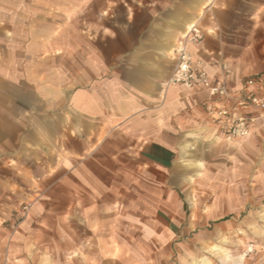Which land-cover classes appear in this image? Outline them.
<instances>
[{
  "label": "crops",
  "instance_id": "0c3cea01",
  "mask_svg": "<svg viewBox=\"0 0 264 264\" xmlns=\"http://www.w3.org/2000/svg\"><path fill=\"white\" fill-rule=\"evenodd\" d=\"M29 1L48 3V17L62 3L65 25L79 32L63 68L56 57L33 59L55 67L28 88L31 100L33 75H0V264H213L201 252L229 253L214 244H228L232 226L213 210L199 223L206 232L185 237L174 215L187 205L178 157L197 145L242 148L249 136L228 138L210 122L207 91L168 81L193 26L204 38L190 53L212 81L223 62L231 91L264 74V0ZM199 192L212 198L202 207L235 206L230 185ZM238 241L220 264H264L263 247Z\"/></svg>",
  "mask_w": 264,
  "mask_h": 264
},
{
  "label": "rangeland",
  "instance_id": "374dc122",
  "mask_svg": "<svg viewBox=\"0 0 264 264\" xmlns=\"http://www.w3.org/2000/svg\"><path fill=\"white\" fill-rule=\"evenodd\" d=\"M61 6L62 3L57 4L56 17H48L43 16L49 13L48 3L0 0V15L5 14V10L10 13V16H0V75L7 77L9 74H16V69H19L20 74V68L24 69L26 75H33V78L26 76V80H29L25 83L26 101L31 100L33 95L32 90L28 88L33 86L39 89L41 78H38V75L47 74L50 68L55 67L48 62L37 64L38 62H34L33 59L42 61L41 57L44 59L56 57V63L61 64L63 68L66 41L68 42L71 36L75 39L78 35L79 29L75 27L77 26L75 21L72 24L69 22V26L65 25L66 20L71 19L61 16L60 10L64 9ZM39 13L42 16H34ZM50 27L52 33L56 30L51 40L48 35ZM34 31L40 32V42L46 45L45 48L41 49L37 45L39 36L34 37ZM248 142L242 148L232 146L222 149L221 146L197 145L196 153L192 157L183 158L182 155L178 157V166L183 175L181 195L187 205L179 214L174 215L176 219L185 223L183 224L185 237L192 239L200 231L206 232L209 226L203 228L199 223L205 220L212 210L220 221H228L232 226L226 233L231 238L228 244L221 243V240L214 244L227 248L229 253L224 251L215 255L208 249L201 252L204 254L202 256L211 257L213 264L214 262L220 264L219 260L230 259L231 255L236 256L239 239L264 248V114L255 122ZM188 159L194 162L199 160L201 163L190 168L185 165V160ZM224 184L232 186L231 197L236 203L235 206L202 207L201 200L207 202L212 198L207 193L199 192L200 187L208 185L219 189ZM121 185L123 186L124 182H121ZM178 230L182 232L183 227Z\"/></svg>",
  "mask_w": 264,
  "mask_h": 264
},
{
  "label": "built area",
  "instance_id": "2783aa9c",
  "mask_svg": "<svg viewBox=\"0 0 264 264\" xmlns=\"http://www.w3.org/2000/svg\"><path fill=\"white\" fill-rule=\"evenodd\" d=\"M203 38L202 30L193 26L179 40L175 50V68L168 85L207 91L209 100L205 109L210 122L228 138L248 137L256 113L264 114V74L249 76L240 90L231 91L229 77L232 68L223 62L219 66L218 77L212 81L208 65L194 59L189 50L190 45L201 43ZM27 213L28 207H24L16 224L22 222Z\"/></svg>",
  "mask_w": 264,
  "mask_h": 264
},
{
  "label": "bare ground",
  "instance_id": "6f19581e",
  "mask_svg": "<svg viewBox=\"0 0 264 264\" xmlns=\"http://www.w3.org/2000/svg\"><path fill=\"white\" fill-rule=\"evenodd\" d=\"M239 139H240V138H239ZM239 139H238V140H239ZM236 140H237V139H236ZM204 263H205V262H204Z\"/></svg>",
  "mask_w": 264,
  "mask_h": 264
}]
</instances>
